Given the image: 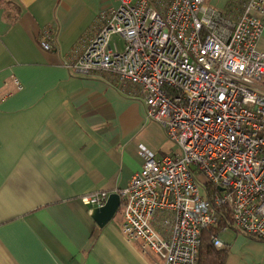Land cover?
<instances>
[{
	"label": "built area",
	"instance_id": "1",
	"mask_svg": "<svg viewBox=\"0 0 264 264\" xmlns=\"http://www.w3.org/2000/svg\"><path fill=\"white\" fill-rule=\"evenodd\" d=\"M263 25L264 0H247L235 22L203 0H118L63 64L75 76L105 74L137 89L146 120L176 150L156 159L141 149L139 172L118 194L122 235L147 264H197L201 233L224 215L237 232L264 241ZM6 85L20 89L14 78ZM106 199L81 202L91 212ZM211 243L224 247L218 235Z\"/></svg>",
	"mask_w": 264,
	"mask_h": 264
},
{
	"label": "crops",
	"instance_id": "2",
	"mask_svg": "<svg viewBox=\"0 0 264 264\" xmlns=\"http://www.w3.org/2000/svg\"><path fill=\"white\" fill-rule=\"evenodd\" d=\"M203 1L218 12L229 2ZM117 6L0 0V264H147L125 242L120 207L98 227L81 201L124 190L143 164L141 149L156 159L175 149L146 120L137 89L63 67ZM256 50L264 51V25ZM12 78L19 90L5 87ZM218 237L225 264H264V241L232 230Z\"/></svg>",
	"mask_w": 264,
	"mask_h": 264
},
{
	"label": "trees",
	"instance_id": "3",
	"mask_svg": "<svg viewBox=\"0 0 264 264\" xmlns=\"http://www.w3.org/2000/svg\"><path fill=\"white\" fill-rule=\"evenodd\" d=\"M246 2L247 0H229L226 9L220 12V14L229 22H235L244 11ZM229 222L228 215L220 216L216 227L208 228L201 233L197 264H225L228 256V247L224 246L222 249H216L213 247L211 241L212 238L219 235L225 228L237 232L230 226ZM248 238L257 240L249 236Z\"/></svg>",
	"mask_w": 264,
	"mask_h": 264
},
{
	"label": "water",
	"instance_id": "4",
	"mask_svg": "<svg viewBox=\"0 0 264 264\" xmlns=\"http://www.w3.org/2000/svg\"><path fill=\"white\" fill-rule=\"evenodd\" d=\"M120 207V198L118 194H111L107 197L105 204L101 208L94 209L91 214L92 220L98 227L105 226Z\"/></svg>",
	"mask_w": 264,
	"mask_h": 264
},
{
	"label": "rangeland",
	"instance_id": "5",
	"mask_svg": "<svg viewBox=\"0 0 264 264\" xmlns=\"http://www.w3.org/2000/svg\"><path fill=\"white\" fill-rule=\"evenodd\" d=\"M111 44L114 46H116L117 48H118V50H121L122 48H123V43H122V41L119 39V38H117V37H115V38H113L112 39V41H111ZM173 147V149H175L174 148V146H172ZM174 151H176V150H174ZM173 153V152H172ZM233 232H231V231H229L226 235H223L222 236V239H224L226 236H228V235H230V234H232Z\"/></svg>",
	"mask_w": 264,
	"mask_h": 264
}]
</instances>
